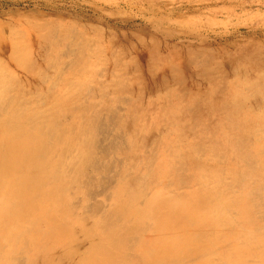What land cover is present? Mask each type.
I'll list each match as a JSON object with an SVG mask.
<instances>
[{
	"label": "bare ground",
	"instance_id": "1",
	"mask_svg": "<svg viewBox=\"0 0 264 264\" xmlns=\"http://www.w3.org/2000/svg\"><path fill=\"white\" fill-rule=\"evenodd\" d=\"M54 46L55 74L27 69L46 82L35 96L0 66V264H264V124L209 127L174 71L157 118L138 81Z\"/></svg>",
	"mask_w": 264,
	"mask_h": 264
},
{
	"label": "rangeland",
	"instance_id": "2",
	"mask_svg": "<svg viewBox=\"0 0 264 264\" xmlns=\"http://www.w3.org/2000/svg\"><path fill=\"white\" fill-rule=\"evenodd\" d=\"M53 34L45 44L43 39ZM3 43L14 46L16 56L1 53L0 66L12 75L13 84L33 96L46 90V82L27 69L46 64L44 73L49 72L42 74L48 78L55 72L45 53L53 54L54 44H74L78 51L92 50L94 69H116L124 82L138 81L146 90L144 102L158 96L153 106L157 118L171 114L163 111L170 94L165 90H182L169 76L174 71L187 75L184 90L200 91L187 98L209 127L219 125L218 115L231 117L239 129L264 124V92L250 98L254 90H264V0H0V47ZM191 53L194 60L184 72L182 62ZM203 59L205 68L199 63ZM28 60L34 62L32 67ZM160 78L166 79L165 85L158 83ZM148 90H159L158 95ZM232 107L237 113L230 116ZM257 162L259 176L264 177L260 159ZM257 258L264 260V251Z\"/></svg>",
	"mask_w": 264,
	"mask_h": 264
}]
</instances>
